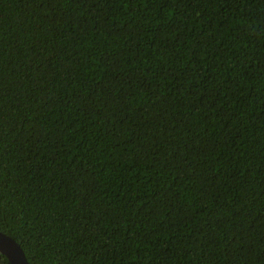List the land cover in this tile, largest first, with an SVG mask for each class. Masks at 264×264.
I'll list each match as a JSON object with an SVG mask.
<instances>
[{"label":"trees","instance_id":"trees-1","mask_svg":"<svg viewBox=\"0 0 264 264\" xmlns=\"http://www.w3.org/2000/svg\"><path fill=\"white\" fill-rule=\"evenodd\" d=\"M0 232L29 264H264V0H0Z\"/></svg>","mask_w":264,"mask_h":264},{"label":"water","instance_id":"water-1","mask_svg":"<svg viewBox=\"0 0 264 264\" xmlns=\"http://www.w3.org/2000/svg\"><path fill=\"white\" fill-rule=\"evenodd\" d=\"M0 252L11 264H29L21 246L12 237L0 232Z\"/></svg>","mask_w":264,"mask_h":264}]
</instances>
